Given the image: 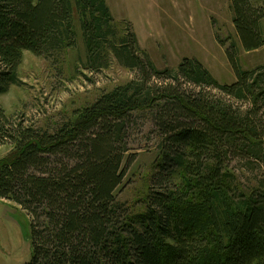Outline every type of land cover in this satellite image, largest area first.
<instances>
[{"label":"trees","instance_id":"obj_1","mask_svg":"<svg viewBox=\"0 0 264 264\" xmlns=\"http://www.w3.org/2000/svg\"><path fill=\"white\" fill-rule=\"evenodd\" d=\"M230 1L243 49L263 47L264 0ZM74 14L86 69L104 68L111 49L136 74L53 132L7 127L0 106V141L14 146L0 159V198L32 218L31 264H264V182L239 192L227 169L233 158L264 168V64L243 68L232 42V84L195 58L159 69L107 0H0V95L22 83L26 51L76 46ZM136 112L151 114L161 149L142 211L116 198Z\"/></svg>","mask_w":264,"mask_h":264},{"label":"rangeland","instance_id":"obj_2","mask_svg":"<svg viewBox=\"0 0 264 264\" xmlns=\"http://www.w3.org/2000/svg\"><path fill=\"white\" fill-rule=\"evenodd\" d=\"M107 2L120 34H126V28L135 32L140 47L159 69H177L184 58H195L220 83L232 84L237 80L228 56L232 42L243 68L264 64V46L253 51L243 49L234 27L230 0ZM74 24L77 33L74 48L66 47L50 58L25 52L19 68L22 83L0 95L7 127L22 125L53 132L66 121L76 119L79 109L89 107L104 93L135 77V71L120 64L111 49L104 68L86 69V51L77 14ZM212 92L220 94L218 90ZM159 143L151 114L136 112L129 138L132 160H124L126 177L116 190L118 202L132 206L135 211L144 210V199L157 179L161 161ZM13 148L7 138L0 141V159L7 157ZM227 169L233 175L232 187H237L239 192L252 191L264 182V168L253 162L233 158ZM31 220L20 205L0 198V264L32 263L35 249L30 236Z\"/></svg>","mask_w":264,"mask_h":264},{"label":"crops","instance_id":"obj_3","mask_svg":"<svg viewBox=\"0 0 264 264\" xmlns=\"http://www.w3.org/2000/svg\"><path fill=\"white\" fill-rule=\"evenodd\" d=\"M108 3V2H107ZM137 35V34H136Z\"/></svg>","mask_w":264,"mask_h":264}]
</instances>
